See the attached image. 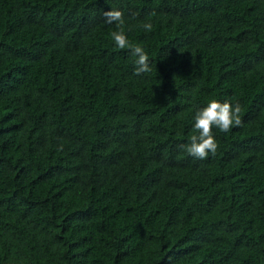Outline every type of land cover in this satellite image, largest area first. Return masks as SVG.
<instances>
[{
  "label": "trees",
  "instance_id": "16d2710c",
  "mask_svg": "<svg viewBox=\"0 0 264 264\" xmlns=\"http://www.w3.org/2000/svg\"><path fill=\"white\" fill-rule=\"evenodd\" d=\"M0 264H264V0H0Z\"/></svg>",
  "mask_w": 264,
  "mask_h": 264
},
{
  "label": "clouds",
  "instance_id": "9594fccd",
  "mask_svg": "<svg viewBox=\"0 0 264 264\" xmlns=\"http://www.w3.org/2000/svg\"><path fill=\"white\" fill-rule=\"evenodd\" d=\"M103 16L106 24L116 23L117 27L124 24V14L122 11H105ZM142 27L145 31H151L152 24L144 23ZM111 37L118 48H129L131 49V54L137 57L135 61V75L139 76L142 73L152 71L149 65V57L144 48L138 44L130 43L122 29L112 32ZM241 110L239 103L232 105L228 101L221 103L217 99H211L206 107L195 113L194 130L197 134L191 135L190 142L182 146L183 150L188 155L200 160L207 158L209 153L215 155L218 144L212 132L213 127L218 128L223 133H227L233 126H241Z\"/></svg>",
  "mask_w": 264,
  "mask_h": 264
}]
</instances>
